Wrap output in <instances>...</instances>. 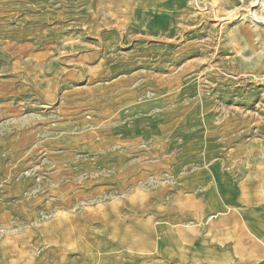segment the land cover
I'll list each match as a JSON object with an SVG mask.
<instances>
[{"label": "rangeland", "instance_id": "obj_1", "mask_svg": "<svg viewBox=\"0 0 264 264\" xmlns=\"http://www.w3.org/2000/svg\"><path fill=\"white\" fill-rule=\"evenodd\" d=\"M240 1L0 0V243L19 244L13 264H123L110 231L138 254L167 249L149 226L117 238L103 212L162 225L179 175L238 138L255 154L239 160L242 202L264 203V2ZM38 228L60 251L99 253L57 259Z\"/></svg>", "mask_w": 264, "mask_h": 264}, {"label": "crops", "instance_id": "obj_2", "mask_svg": "<svg viewBox=\"0 0 264 264\" xmlns=\"http://www.w3.org/2000/svg\"><path fill=\"white\" fill-rule=\"evenodd\" d=\"M225 1L222 0V2ZM263 2L264 0H262ZM236 142L230 150L217 147L207 148L206 151H221L222 156L211 161L205 171L193 170L187 174L179 175L178 190L162 225L154 226L149 222L138 220L136 219L139 218L137 213L131 211L120 215L121 209L119 212L117 206H111L112 208L108 209V212H103L110 215L106 217L107 221H104L110 226L112 224L111 213L115 211L117 226L122 227L119 228L117 238L124 234L128 225L133 223L134 227H129L125 236H130L134 232L135 235L138 234L145 239L147 236L146 226H149L155 240L159 243H167V249L156 247L154 250H144L138 254L120 248L110 231L107 236L110 251L118 250V254H122L124 257L123 264H137L145 257L151 259L148 264H264V224L258 229L259 221L264 222V203L252 201L246 204L242 202L241 187L251 177L244 179L239 176V160L254 158L255 154L253 151L239 153V138ZM241 150L244 149L241 148ZM258 167L254 169L255 174H257ZM213 173L219 176L222 187H213ZM62 215L65 223L86 230L83 222L71 218L73 215ZM119 216L125 222H119ZM97 219L101 220L100 214ZM159 231L162 232L160 238L157 237ZM37 235L39 245L53 249L57 259L66 257L72 252L85 253L82 250L60 251L56 245L48 244V240L41 237L39 228ZM6 241L7 244L0 243V264L16 263L18 260L16 252L19 251L20 246ZM110 254L111 252L108 255ZM95 255L94 252L84 254L87 260L93 259ZM31 262L28 261L29 264ZM58 263L63 264L60 260L55 263L50 259L44 264ZM112 263L118 264L117 259L115 261L112 259Z\"/></svg>", "mask_w": 264, "mask_h": 264}, {"label": "bare ground", "instance_id": "obj_3", "mask_svg": "<svg viewBox=\"0 0 264 264\" xmlns=\"http://www.w3.org/2000/svg\"><path fill=\"white\" fill-rule=\"evenodd\" d=\"M262 4H263V3H262V0H261V1H260V0H255L252 6L256 7V6H258V5H262ZM250 14H251V16L254 18V21H255L256 23L261 24V23H260V19H258L255 15H253V11H251ZM262 25H264V24H262ZM61 234H62V233H61ZM89 250H90V249H89ZM96 253H99V252H96Z\"/></svg>", "mask_w": 264, "mask_h": 264}, {"label": "built area", "instance_id": "obj_4", "mask_svg": "<svg viewBox=\"0 0 264 264\" xmlns=\"http://www.w3.org/2000/svg\"><path fill=\"white\" fill-rule=\"evenodd\" d=\"M261 1V0H260ZM263 12H264V7H263Z\"/></svg>", "mask_w": 264, "mask_h": 264}]
</instances>
